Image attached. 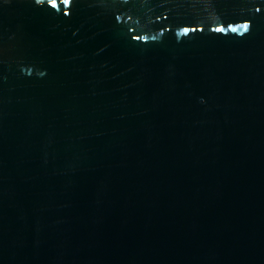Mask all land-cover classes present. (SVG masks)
<instances>
[{
	"label": "water",
	"instance_id": "95a60500",
	"mask_svg": "<svg viewBox=\"0 0 264 264\" xmlns=\"http://www.w3.org/2000/svg\"><path fill=\"white\" fill-rule=\"evenodd\" d=\"M0 264H264V0H0Z\"/></svg>",
	"mask_w": 264,
	"mask_h": 264
}]
</instances>
